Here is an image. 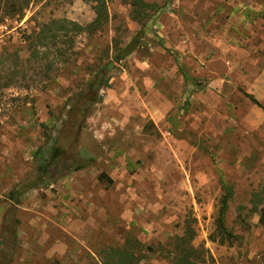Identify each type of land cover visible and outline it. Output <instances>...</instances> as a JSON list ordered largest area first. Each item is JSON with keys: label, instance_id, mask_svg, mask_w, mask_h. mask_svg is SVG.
Listing matches in <instances>:
<instances>
[{"label": "rangeland", "instance_id": "374dc122", "mask_svg": "<svg viewBox=\"0 0 264 264\" xmlns=\"http://www.w3.org/2000/svg\"><path fill=\"white\" fill-rule=\"evenodd\" d=\"M143 1L154 5L143 28L129 5L108 0L101 29L71 45L46 42L32 56L42 25L84 27L91 4L0 0V264H116L112 250L127 241L130 264H168L185 222L201 264H264L251 200L264 181V0ZM136 36L76 125L79 111L68 114V105L82 102L94 64L113 58L114 40L121 49ZM175 57L198 83L193 93ZM52 141L61 165L40 182L36 153ZM101 172L112 184L98 180ZM222 184L232 188L231 246L210 240Z\"/></svg>", "mask_w": 264, "mask_h": 264}, {"label": "trees", "instance_id": "16d2710c", "mask_svg": "<svg viewBox=\"0 0 264 264\" xmlns=\"http://www.w3.org/2000/svg\"><path fill=\"white\" fill-rule=\"evenodd\" d=\"M83 1L90 3L92 6L94 13L92 21L84 27L67 20H53L50 23L42 25L38 33L33 36L31 41H29V48L31 50L32 56L37 55L38 48L46 47L47 45H44L46 42L47 44L54 45L58 39L62 40L60 38H66L65 44L71 45L74 42L73 38L81 34L84 30L94 32L101 29L103 23L107 20L106 3L108 0ZM121 1L130 6V19L137 24H140L141 28H143L145 22L150 18L148 12L150 9L154 8V5L143 0ZM69 35H71V37H68ZM137 36L132 38L121 49L118 46L119 42L117 39L114 40L113 58L103 64H101L100 61L94 64L92 74L90 75V80L86 83L85 91L84 93L80 94L82 102L76 106L68 105V114H71L74 109L79 111L76 125H80L82 120L89 114L92 106L101 101V97L99 95L100 91L108 87L110 74L116 69V65L136 49L138 46ZM175 64L183 78L185 86L190 88L188 93H193L195 90L193 88L194 86H198V83H196L195 79L188 75L184 66L179 62L178 57H175ZM243 94L252 104L260 107L257 100L252 95L246 93ZM41 126L43 128L45 127L44 125ZM49 139L51 138L49 137ZM52 142H55L54 145H52V147L49 148L45 154L43 152L36 153L39 162L36 169V177L40 182L47 178L51 169L57 170L61 165L60 162L62 151L59 147L55 146L56 141ZM82 167L83 165H75L72 171L79 170ZM97 178L98 180L105 179L108 184H112V180L106 177L103 172H101ZM44 183L46 184L47 181H44ZM222 188L223 194L219 199L217 217L215 219L216 236L212 235L210 240L213 242L217 241L220 245L226 244L231 246L237 241L238 236L232 234L226 229L224 217L227 211L228 202L232 196V188L225 184H222ZM20 194V191L10 192V195L13 198H17ZM251 200L255 205L258 206V222L264 228V181L262 182L260 191L252 193ZM194 237L195 231L192 225L189 222H185L183 234L181 236H175L168 244L169 249L166 251V255H164V259H166L168 264H201L203 262L204 257L202 252L192 245ZM135 244L138 247H142L138 241H135ZM145 249L149 252H153V249L150 247H145ZM112 253L117 256L116 264H130L134 259L135 254L132 250L131 242L129 241L126 242L124 248L114 249L112 250Z\"/></svg>", "mask_w": 264, "mask_h": 264}]
</instances>
